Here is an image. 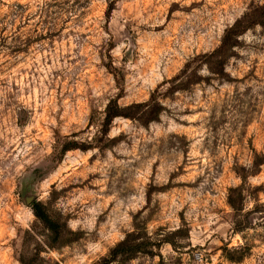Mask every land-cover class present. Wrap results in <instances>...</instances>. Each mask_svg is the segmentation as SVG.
I'll return each mask as SVG.
<instances>
[{
	"label": "rangeland",
	"instance_id": "obj_1",
	"mask_svg": "<svg viewBox=\"0 0 264 264\" xmlns=\"http://www.w3.org/2000/svg\"><path fill=\"white\" fill-rule=\"evenodd\" d=\"M106 261L264 264V0H0V264Z\"/></svg>",
	"mask_w": 264,
	"mask_h": 264
},
{
	"label": "trees",
	"instance_id": "obj_2",
	"mask_svg": "<svg viewBox=\"0 0 264 264\" xmlns=\"http://www.w3.org/2000/svg\"><path fill=\"white\" fill-rule=\"evenodd\" d=\"M41 218H44L45 222H46L47 224H49V226H51V225H50V224H51V221H49V220L47 219V217H46L44 214L41 215ZM111 258H113V256H112ZM110 263H111V261H106V264H110Z\"/></svg>",
	"mask_w": 264,
	"mask_h": 264
}]
</instances>
